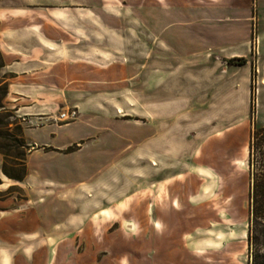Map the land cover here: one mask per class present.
Listing matches in <instances>:
<instances>
[{
  "label": "rangeland",
  "instance_id": "rangeland-1",
  "mask_svg": "<svg viewBox=\"0 0 264 264\" xmlns=\"http://www.w3.org/2000/svg\"><path fill=\"white\" fill-rule=\"evenodd\" d=\"M211 2L219 0H187L174 45L154 36L153 64L138 19L136 43L113 52L117 61L107 53L99 63L105 72L91 75L84 114L72 104L56 111L54 124H82L62 135L85 137L71 152L41 150L32 159L30 181L40 200L31 220L44 236L21 238V253L6 251L0 259L247 264L248 143L264 122V0H249L251 9H211ZM119 5L131 8L129 0ZM233 57L247 62H229ZM72 109L74 119L60 118ZM0 113L2 151L11 157L25 151L27 165L30 149L17 142L11 111ZM11 157L7 167L19 174ZM19 192L27 199L23 186L0 191V199Z\"/></svg>",
  "mask_w": 264,
  "mask_h": 264
},
{
  "label": "crops",
  "instance_id": "crops-1",
  "mask_svg": "<svg viewBox=\"0 0 264 264\" xmlns=\"http://www.w3.org/2000/svg\"><path fill=\"white\" fill-rule=\"evenodd\" d=\"M129 2L130 9L120 7L124 0H0V54L3 60L0 79L1 84L7 86L4 108L13 112L22 124L24 138L30 147L27 176L22 181L3 173L5 159L0 153V191L14 186L21 191L23 186L27 196V199H21V192L20 196L8 193L0 199V239L9 243L0 244V253H21V238L44 236L31 220L39 211L36 203L40 200V194L30 181L36 171L32 159L41 157V150L43 154H53L85 137L71 132L62 135L65 129L82 124L76 121L58 126L52 119L56 111L66 108L65 104H72L84 114L89 108L84 95L89 94L91 75L99 76L105 72L99 63L107 60V53L111 56L109 60L117 61L119 55L113 52L136 43L138 19L145 26L147 47L152 46L149 61L153 64L154 36L163 40L166 37L174 45V32L179 30L176 26H180L181 15L185 19V10L189 9L187 0ZM211 3V9H251L249 0ZM126 13L131 14L129 27ZM171 18L177 19L178 25L171 26ZM91 62L97 65H91ZM261 125L264 126V122ZM29 205L33 207L26 209ZM0 264L13 263L0 259Z\"/></svg>",
  "mask_w": 264,
  "mask_h": 264
},
{
  "label": "trees",
  "instance_id": "trees-1",
  "mask_svg": "<svg viewBox=\"0 0 264 264\" xmlns=\"http://www.w3.org/2000/svg\"><path fill=\"white\" fill-rule=\"evenodd\" d=\"M229 62L238 61V64H245L247 61L244 57H233L228 59ZM3 66V60L0 54V68ZM0 93L2 94V99L0 101V110H6L4 107L3 100L7 94L6 84H1L0 82ZM0 113V130L1 127L6 125ZM15 120V127L21 136V147L23 149L29 150L30 147L27 144L24 134L23 127L20 123L16 122L17 117L13 112L9 115ZM4 134L0 131V137ZM0 146V153L4 155V163L2 167L3 173L15 180H24L27 176V165H26V152L24 151L21 157H11L7 152L2 151ZM7 148V147H6ZM73 151V146H70L66 152ZM13 158L18 163H13V166H20L21 171L19 174H13L7 167V158ZM247 166L249 171V217L247 226V246H248V262L247 264H264V126H257L250 136L248 143V159ZM1 183V180H0Z\"/></svg>",
  "mask_w": 264,
  "mask_h": 264
},
{
  "label": "built area",
  "instance_id": "built-area-1",
  "mask_svg": "<svg viewBox=\"0 0 264 264\" xmlns=\"http://www.w3.org/2000/svg\"><path fill=\"white\" fill-rule=\"evenodd\" d=\"M76 110L72 109L67 112L61 114L60 118H64V120L74 119L76 117Z\"/></svg>",
  "mask_w": 264,
  "mask_h": 264
},
{
  "label": "bare ground",
  "instance_id": "bare-ground-1",
  "mask_svg": "<svg viewBox=\"0 0 264 264\" xmlns=\"http://www.w3.org/2000/svg\"><path fill=\"white\" fill-rule=\"evenodd\" d=\"M118 112H119V113H122L123 111H122V109H118Z\"/></svg>",
  "mask_w": 264,
  "mask_h": 264
}]
</instances>
